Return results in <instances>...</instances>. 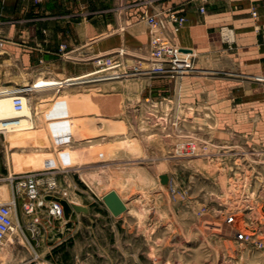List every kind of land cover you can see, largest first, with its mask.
Listing matches in <instances>:
<instances>
[{
    "label": "rangeland",
    "instance_id": "rangeland-1",
    "mask_svg": "<svg viewBox=\"0 0 264 264\" xmlns=\"http://www.w3.org/2000/svg\"><path fill=\"white\" fill-rule=\"evenodd\" d=\"M142 24L145 29L133 34L146 36L140 52L138 46L126 45L129 33L123 27L113 34L115 50L124 54L119 71L155 68L147 59L150 30ZM166 30L160 36L170 41ZM116 51L107 56L115 57ZM134 51L140 59L130 56ZM193 60L194 71L183 76L137 74L30 95L34 128L26 132L27 139L4 134L13 155L10 172L0 177V204L12 198L15 182L8 176L31 169H24L29 156H41L55 172L56 187L47 195L77 201L88 214L72 213L65 223L62 216L51 215L50 205L24 201V211L19 200L17 215L28 242L19 235L6 236L0 264H264V246L254 249L236 242L235 227L223 222V213L241 202L233 196L241 171L259 204L264 201V151L234 139L209 140L202 124L205 86L232 84L224 79L241 85L250 79L207 73L210 63L196 56ZM85 63L92 65V59ZM32 83L22 74L12 88ZM148 97L162 100L164 129L143 122L137 105ZM187 137L197 139L191 155L184 154ZM111 190L126 205L116 218L101 201ZM39 192H48L44 184ZM248 216L257 219L264 241L258 204ZM34 219L36 233L27 229Z\"/></svg>",
    "mask_w": 264,
    "mask_h": 264
},
{
    "label": "crops",
    "instance_id": "crops-1",
    "mask_svg": "<svg viewBox=\"0 0 264 264\" xmlns=\"http://www.w3.org/2000/svg\"><path fill=\"white\" fill-rule=\"evenodd\" d=\"M200 5V0H0V92L17 86L22 74L30 83L39 75L58 81L83 75L84 66L92 69L86 60L116 51L113 34L120 27L129 33L126 45L140 52L147 42L145 35H133L145 29L140 17L173 12L184 22L178 28L168 24L170 41L210 63L207 73L250 79L241 85L224 79L232 84L202 89L203 135L264 151V0H208L203 14ZM221 27L232 31L230 49L220 41ZM137 53L130 56L137 58ZM10 148L0 133V177L10 172Z\"/></svg>",
    "mask_w": 264,
    "mask_h": 264
},
{
    "label": "built area",
    "instance_id": "built-area-1",
    "mask_svg": "<svg viewBox=\"0 0 264 264\" xmlns=\"http://www.w3.org/2000/svg\"><path fill=\"white\" fill-rule=\"evenodd\" d=\"M35 1L40 2V0ZM58 1L60 3H65L68 0ZM200 2L201 5L198 7V10L201 14H203L205 12V5L207 4L208 0H200ZM255 15L256 14L252 12V16L254 17ZM140 21L143 22L150 30L147 59L155 63L158 67H155L152 70H143L139 67H133L131 70L119 71L121 66L120 58L124 54L117 50L115 57H110L107 55H99L94 57L92 59V69L84 73L87 74L85 78L77 79L80 77L78 76L71 79L73 81L68 82L64 80L60 82L71 85H80L88 82L128 78L137 74L167 73L174 76H183L194 71L193 58L195 55L191 52L182 51V49L177 47V45L160 36V32L165 30L170 23L174 24L177 28L181 27L184 22L183 17H180L173 12H167L165 14L152 13L150 15L143 14L140 17ZM218 33L221 43L223 45H227V48L230 49L234 43L232 31L226 27H221L219 28ZM64 48V45L59 47L60 54L63 57L66 55V53L63 51ZM65 58H67V56ZM186 71L190 72L186 74L181 73ZM14 89L16 90H10L6 92H10L12 95L11 102L14 112L19 113L22 111L23 100L27 96L28 92L20 91L17 88ZM60 89L61 87H59L56 91L59 92ZM162 107V100H157L156 98L150 97L145 98L137 105V110L140 114L143 113V122L148 128L164 129V127L167 126L165 116L162 115V111L159 112V109ZM170 125L174 127L176 126V123H170ZM187 139L189 140V143L187 144L184 154L191 155L197 151L196 146L194 145L197 139L193 137H187ZM212 147L216 148V146ZM177 153L178 152H176V154ZM54 173V171H51L48 168H35L24 173H15L13 176H8L7 180L10 183L15 182V187L11 200L7 203L0 204V248L6 236L10 235L13 231V228L15 227L14 218L17 215V208L20 205V201H37V206L41 207L45 202L44 197L47 196V194H53V190L56 187V182L53 178ZM244 176V172L241 171L239 176L234 179L233 183V196L236 195L238 199L241 200V202L239 205H237V207L233 208L228 213H223V222L226 225L235 227L234 240L236 242L250 246L254 249H261L264 246V241L260 237L261 231L257 225V219H252L250 216H248V213H253L258 204L259 212L261 216L264 217V201L259 204L258 196L255 195V193L250 192L253 187L244 180ZM43 184L48 192L41 195L39 190ZM250 195L254 196V198H251ZM22 206L23 210L26 211V202L22 203ZM243 211H247V213L239 217L238 214ZM242 221L244 222L242 223ZM37 222V219H34L28 224L27 229L32 233H36V227L34 224H37ZM16 228H19V226L17 225Z\"/></svg>",
    "mask_w": 264,
    "mask_h": 264
},
{
    "label": "bare ground",
    "instance_id": "bare-ground-1",
    "mask_svg": "<svg viewBox=\"0 0 264 264\" xmlns=\"http://www.w3.org/2000/svg\"><path fill=\"white\" fill-rule=\"evenodd\" d=\"M154 67H158L156 64H152ZM192 68V67H191ZM154 69V68H153ZM190 71L181 72L182 74L189 73ZM180 73V72H179ZM87 76V74L80 76L77 79H83ZM73 81L71 79H66L65 81ZM60 81H55L53 79H40L38 78L36 81H34L31 85H26L22 88H17L20 91L28 92L27 96L23 100V107L22 111L19 113L14 112L11 102V94L10 90H16V89H2L0 92V132L5 134L8 139H13V137H20L25 136L26 139L28 135H26L27 131H30L34 128V121H33V114H32V108L30 104V95L32 93H39L42 91H50V90H58L59 87L64 88L66 86H69L68 83H63ZM61 84V85H60ZM74 85V84H73ZM28 86V87H27ZM6 92V93H5ZM30 164L31 167L28 165ZM24 169L26 168H49L47 166V163L45 159L41 156H37L34 158L33 156H29L26 160V163H24ZM29 169V170H31ZM28 171V170H26ZM55 197V196H53ZM60 198V197H57ZM61 199V198H60ZM68 204L73 205H80L77 201H69L64 199ZM45 201V200H44ZM45 204L50 205L51 215H58L62 216L61 207L54 203L53 201H45ZM20 215V214H19ZM20 217V216H19ZM22 219V218H21ZM18 220V215L14 218V225L12 233L10 234V238L16 237L19 235L20 237H23L26 242V236L23 232V230L20 228ZM17 225L19 228H16ZM6 251V250H5ZM2 264V263H1Z\"/></svg>",
    "mask_w": 264,
    "mask_h": 264
},
{
    "label": "water",
    "instance_id": "water-1",
    "mask_svg": "<svg viewBox=\"0 0 264 264\" xmlns=\"http://www.w3.org/2000/svg\"><path fill=\"white\" fill-rule=\"evenodd\" d=\"M184 52H189L186 50H182ZM45 201H53L61 207L62 217L64 220H68L72 213L75 214H88V209L86 207L80 205L68 204L65 200L53 197V196H45ZM101 201L110 215L114 218L120 216L122 213L126 212V205L118 196V194L111 190L101 197Z\"/></svg>",
    "mask_w": 264,
    "mask_h": 264
}]
</instances>
